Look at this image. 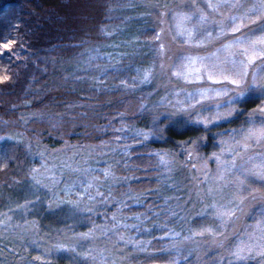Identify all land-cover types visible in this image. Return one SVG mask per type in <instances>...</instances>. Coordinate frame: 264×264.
<instances>
[{"label":"trees","instance_id":"1","mask_svg":"<svg viewBox=\"0 0 264 264\" xmlns=\"http://www.w3.org/2000/svg\"><path fill=\"white\" fill-rule=\"evenodd\" d=\"M125 2L0 0V8L3 9L0 11V43L16 40L13 51L20 57L16 59L13 56L10 60L8 55L0 56V75L4 74V68H8L7 74L12 77L0 84V137H16L0 141V149L7 151L8 157L12 158H5L8 167L0 171V207L7 202L8 196L17 195L21 189L27 188L30 181L27 178L28 167L39 162V157L31 159V154L45 149L46 156L55 155L57 151H86L109 143L111 148L105 156L119 176L117 197L130 198L129 203L140 202L139 206L128 208V215L137 213L145 216L148 226L153 225L154 230L158 223L170 218L168 222L171 221L174 230L187 235L191 226L186 216H192L195 222L200 220L197 219L200 203L192 207L195 196L189 202L186 199L192 180L187 168H179L173 178L161 173L158 157L153 155L160 149V140L147 142L127 137L114 143L121 134L115 131L120 126H141L149 119V114L139 112L141 101L147 100L146 104L152 105L161 96L158 91H153L152 96L145 97L155 87L154 83L140 81L139 85L135 84L139 81L136 67L150 68L154 63L150 43L139 42L146 52L142 53L141 48L137 50L130 45L125 47L123 43H115L118 42V31L105 35L109 26L118 30L127 19L139 14L135 15L126 8ZM152 23L148 15L143 25L150 34H155ZM115 46L120 50L126 49L128 54L118 59L115 58L116 53L108 54L114 53ZM93 51L103 58L92 56ZM240 120L237 116L215 129H207V132L188 126L179 134L168 132L166 139L172 143L174 139L184 141L206 136L204 149L209 151L219 137L232 134L237 123L240 124L237 129L244 128L246 124L242 125ZM28 143L32 145L31 153L26 148ZM95 154L94 151L87 154L90 166L101 165L103 162H98L106 159ZM177 202L183 210L172 215ZM184 213L186 216L183 218ZM164 241L158 238L151 251L131 254L129 260L144 261V264L161 263L163 257H167L166 252L159 250ZM11 243L0 239V251L10 253ZM20 257L23 258L22 253L17 259L0 253V260L9 263ZM60 261L58 259L56 264Z\"/></svg>","mask_w":264,"mask_h":264},{"label":"snow or ice","instance_id":"2","mask_svg":"<svg viewBox=\"0 0 264 264\" xmlns=\"http://www.w3.org/2000/svg\"><path fill=\"white\" fill-rule=\"evenodd\" d=\"M154 7L161 18V25L166 23L165 18L172 22L175 32L172 40L178 39L186 49L172 63L166 64L162 59L159 64L160 74L167 76L169 80L175 78L184 84L197 85L193 91L181 88L175 92L176 97H180L183 93L184 98L176 100V104L180 107L176 112L166 115L164 119L181 126L192 124L208 129L210 125L220 121H229L237 116L246 117V127L238 130L239 139L236 135L230 136L227 140L221 139L218 143L219 151L212 152L210 157H197L204 160L201 168L196 169V165H192L202 173V176L193 178L196 181V188L199 189L196 195L201 198V202L204 195L213 198L211 204L205 205L204 211L211 209V215L219 222V231L211 227H202L199 230L190 228V235L184 236L183 239L194 240L195 237H203L207 234L212 237L211 245L223 250L235 262L259 258V264H264V0H251V2L250 0H188L179 9H170L167 5L162 7L154 5ZM0 11L3 9L0 8ZM251 25L256 27H250ZM164 32L165 29L161 27L159 31H155L152 38L158 44L156 51L162 58L166 52V45L162 40ZM16 44L17 41L14 39L0 43V56L8 55L10 60L13 56L19 59L20 57L13 51ZM154 68L155 65L151 69L144 70L141 83L150 82ZM3 72L4 74L0 75V84L12 79L7 74L8 68H4ZM122 83L127 84L126 81ZM205 84L209 86H203ZM206 101L217 102L206 105ZM249 104H256V107L248 110ZM205 112L209 114L205 115ZM177 114H180L181 118L172 121V117ZM160 123L164 121L161 120ZM153 125V131H139L138 135L147 140L157 132H163L155 119ZM236 131L233 130L234 133ZM14 139H16L14 136L0 137V141ZM206 139V136H201L199 142ZM197 147V140H188L182 144L189 160ZM26 148L31 153V143H28ZM39 148L40 144L37 142V149ZM46 152L47 149L38 150L33 155V159L36 156L40 158V167H30L27 173V178L32 182L31 186L35 192L38 193L43 188L55 196L54 189L61 183H64L62 191L68 196H71L77 188L81 189L75 192L77 200H60L59 197H55V200L50 202V206L52 202H57V206L60 203H67L72 206L70 211L75 216L82 211L79 201L85 196L89 201L96 200L97 197L103 200L104 193L96 187L99 177L93 175L91 179L79 182L71 178L64 181L62 172L59 177L56 175L58 166L56 164L49 166ZM153 155L171 171L170 166L175 161L167 159L170 155L168 152H155ZM6 157L12 159L8 157L7 151L0 149V161H4L0 163V171L8 167ZM209 160L215 164L214 171L208 166ZM64 168L73 172L92 171L72 168L70 164H64ZM101 174L106 179L110 176L115 179L110 170H101ZM202 184H207V188H201ZM227 188L232 189L229 196L224 194ZM91 189H95V195L92 194ZM216 197H219V201L226 202H218ZM39 198L37 196V199ZM26 203H34V201ZM257 206L259 218L256 219L255 224H242L244 217L254 218L253 209ZM84 210L91 212L93 209L87 207ZM9 211L12 209L9 208ZM172 215L176 213L173 212ZM0 216L5 217L0 220V227H10L8 222L11 221V217L6 213H0ZM110 220L113 222L111 227L93 222L88 231L74 233L70 238L75 241L74 243L58 241L52 244L50 248L43 250L45 256L66 253L68 264H115V260L105 255V252L110 251L109 249L96 247V242L102 238L112 240L109 233L116 237L113 248L123 242L133 243L141 251L146 250L143 247L144 241L126 239L123 232L119 231L126 229L127 225L117 223L115 214ZM25 224L30 226L28 230L35 229L34 234L38 235L39 229L35 222L25 221ZM15 227L21 226L15 225ZM69 230L74 231L71 228ZM176 235L180 234L176 233ZM33 243L40 247L38 241L34 240ZM147 243L150 244L151 241ZM172 248L179 251L175 243ZM169 250L160 249L161 252ZM34 260L41 261L42 264H51L40 255L34 257ZM233 260L227 261V264H233ZM166 264H179V262L178 259L173 258L167 260ZM217 264H224L223 258Z\"/></svg>","mask_w":264,"mask_h":264},{"label":"rangeland","instance_id":"3","mask_svg":"<svg viewBox=\"0 0 264 264\" xmlns=\"http://www.w3.org/2000/svg\"><path fill=\"white\" fill-rule=\"evenodd\" d=\"M187 2L188 0H126L124 4L125 7L130 9V11L135 15H137L138 13L139 14L135 17L130 18V20L127 19L125 23L120 25L118 30L114 29L113 26H109L108 28H106L105 35H108L106 33L112 34L113 31H118V42L116 41L115 43H123V46L125 47L130 45L131 47H136L138 50L142 46V44L140 45L139 42L146 41L150 43L154 53V63L150 65V68L148 66L145 69H141L142 67H140V65L136 67L135 73L137 74L139 81H136L135 84H140L139 82L142 79L144 70L151 69L155 65V68L153 70V77L149 82L151 84L154 83L155 87L150 90V92L145 97L148 98L152 96L153 91H158V93L161 94L160 100L152 105H147V100L141 101L138 107L139 112L149 114V119L145 120L146 122H144L141 126H120L119 129L121 130V134L117 136V138L119 137V139L116 138V140L118 141H114V143L117 144L119 143V141H122L127 137H133L136 139L138 138L139 140H144L143 137L138 135V132L153 131V121L155 119L159 127L163 129V132H157L156 134L150 136L149 139L144 141L149 142L160 140V145H158L160 149H157V152H168L170 155L167 157V159H174L175 161L174 164L170 166L171 171H169L168 168H166L160 163V160L158 158L161 173H163L165 177L173 178L174 173L179 168H187V170L190 172L189 177L192 179L189 183L191 184V186L188 189V197L186 198L187 202H189L190 198L195 196V199H193L192 207L195 206V203H200V213L198 214L199 218H197L198 220L200 219L199 222H195L192 216H186L185 213L183 215V218L185 216L187 217L186 220L192 229L199 230L202 227H211L214 230L219 231V222L216 221L211 215V209H208V211H204L205 205L211 204L213 202V198L204 195L203 202H201V198L197 197L196 195V192L199 189L196 188V181L193 178L202 176V173L198 172L196 169L201 168L204 163L203 159H197V157H210L212 152L219 151L218 143L221 139L227 140L232 135H236L237 139H239V132L237 131L236 133H234L231 130L233 132L232 134L219 137L217 143H214L212 149L209 151H205L204 149V145H206V140H204L203 142H199V139L193 138H188L184 141L174 139V142L169 143L166 139L169 136L168 132H177L179 134L183 131L185 127L188 126L200 128V131L203 132L206 130L207 132V129H203L200 125L188 124L186 126H181L164 119L166 115H170L176 112L177 109L180 107L176 104V100L184 98L183 93H181L180 97H176L175 92L181 88L186 89L187 91H193L197 87V85L184 84L182 81L176 80L175 78L169 80L167 76H163L160 74L159 64L161 63L162 59L163 62H165L166 64L172 63L176 59V57L179 56L182 52L186 51V49L180 44L178 39L175 41L172 40V36L175 35V32L173 30V25L170 19L165 18L166 23L161 25V18L159 17L154 5H160L161 7L163 5H167L170 9H179ZM148 15L151 16L153 20V28H155L156 31H159L161 27L165 29L162 40L166 45V52L163 58L156 51L158 44L152 39L155 34H150V32L145 29L143 25L144 21L148 19ZM250 27L255 28L256 25H251ZM141 28L144 29L137 32L134 36H131L133 35V33H135L137 30H140ZM116 47L117 46L113 47L115 48L113 50L114 53L108 54L116 53V59L128 54L126 49L120 50ZM141 52L146 53L143 48H141ZM92 56L103 58V56L100 53H97V51H93ZM133 78L131 80L132 84L134 81ZM147 83L148 82H146V84ZM203 86L207 87L209 85L205 84ZM216 102L217 101H206V105H211ZM254 107L256 106H247L248 110H251V108ZM159 108H161L162 110ZM204 114L208 115L209 113L205 112ZM239 117L241 118L240 123L244 125L246 117ZM180 118L181 115L177 114L176 116L172 117V121L178 120ZM234 118H232L231 120H233ZM161 120H163L164 123H160ZM229 121H220L215 125H210L208 129H215L221 124ZM165 125H167V127H165ZM239 125L240 124L238 123L236 124L235 130L241 128L240 127L237 129ZM244 127H246V125H244ZM188 140L198 141L197 150L193 154L191 160H189L187 154L182 148L183 142ZM101 145H97L98 147L96 146V148L91 150L88 149L86 151L72 152L57 151L55 155L53 154L46 156L50 167L52 166V164H56L58 166L56 169V175L59 177L62 172L64 181H67L69 178L77 182L86 181L91 179L93 175L100 178L99 182L96 184V187L99 188V191L104 193L103 200L97 197L96 200L89 201L85 196L84 199L79 201L80 208L82 209V211L78 212L75 216H73L70 211L72 206L67 203H60L59 206H57V202H52L50 206V202L54 201L55 197H59L60 200H77L75 192L81 191V189L77 188L71 196H68L62 191V189L64 188V183L57 185V187L54 189L55 196L53 194H50L46 189L43 188H41L40 191L36 193L35 189L31 186V181L28 182L27 188L21 189L17 195L13 194L14 196H8L7 202L0 207V213H6L8 216L11 217V221L8 222L10 227H0V239L12 242V247L10 253H5L3 251H0V253L8 258L15 259H17L19 257V254L22 253L23 258L20 257L18 260H14V262L12 263H9L5 260H0V264H42L41 261L34 260V257H36L37 255L44 257V259L50 261L51 264H56L58 259L61 260L60 264H68L66 253H53L51 256H45L43 250L45 248H50L52 244H55L58 241L65 243H74L75 241L70 239L74 236V233L88 231V228L93 222L95 224L107 225L111 227L113 222L110 220V217L113 214H115L117 217V223L127 225L126 229H119V231L123 232L126 239L144 241L145 243L143 247L146 249L145 251H141L140 248H138L135 244H125L123 242L119 243L116 248H113V244L116 243V237L112 235V233H109V235L112 236V240L109 241L106 238H102L101 240L96 242V247L100 249H109L110 251L105 252V255L109 256L110 259L115 260V264H144V261L141 262L134 261L132 259L129 260L128 256L131 254H143L147 253L148 251H151L153 248L152 245L154 241L158 240V238L160 240H165L164 242H162V245L159 250L162 248L170 250L164 251L166 252L167 257H163V261L161 263L156 264H166L167 260H171L173 258L178 259L179 264H217V262H219L221 258H223L224 264H227V261L233 260V258L228 256V254L223 252V250L214 248L211 245L212 237L207 234L203 237H195L194 240L185 241L183 237L190 235V233L184 235L180 230L179 231L181 233L175 231L171 221L168 222L170 218L166 219L164 222L162 221L158 223L159 226L154 230V228L152 227L153 225L148 226V222H146L145 220L147 218H145V216L137 213L128 215V208L131 207V205L139 206L140 202L132 201L131 203H129L130 198L125 197L119 199L117 197L118 191H116V186L119 182V176L117 175L112 164L108 160V157L105 156L107 155L105 153L111 148V144L103 143V145ZM122 145L125 146V143L122 142ZM80 150L83 149L80 148ZM93 151L96 154L103 155L102 157H106V159H103V161L98 162H103L101 164L103 166L89 165L88 161L90 156L87 154L88 152L91 153ZM32 158L33 154H31V159ZM64 164H70L72 168H78L81 170L90 169L92 171L73 172L67 168H64ZM193 164L196 165V169L192 167ZM208 166L213 171L215 170V164L211 160L208 161ZM31 167H40V158L39 162L37 164H31ZM101 170H110L111 173L114 174L115 179H113L111 176L106 179L101 174ZM200 187L206 189L207 184H202L200 185ZM90 191L93 195H95V189H91ZM231 192L232 189L227 188L225 189L224 194L225 196H229ZM37 196H39L40 198L37 199ZM216 199L218 202H226L219 201V197H216ZM168 200L169 199H167V201ZM27 201H34V203H26ZM177 203V206L174 209V212L176 214L180 210H183V207L180 208V203ZM21 205H23L24 207H20ZM87 207H91L93 210L91 212L84 210ZM9 208H11L12 211H9ZM253 212L255 213L254 218L244 217L241 223L255 224L256 219L259 218V207L257 206L255 209H253ZM106 217L109 219H106ZM137 217H139V219H137ZM3 219H5V217L0 216V220ZM25 221L36 223L39 229L38 235L34 234L35 229L28 230L30 226L26 225ZM15 225H20L21 227H15ZM133 225H136V227H132ZM161 225H163L164 227H160ZM70 228L74 231H70ZM229 232H231V229H229ZM169 233H171V235H169ZM176 233H179L180 235L177 236ZM233 239L235 240V237ZM34 240L39 242L40 247H37V245L33 243ZM148 241H151V243H147ZM174 243L178 246L179 251H177L176 248H172V245ZM189 252L191 254H189ZM185 257H187V259H185ZM233 264H259V258H250L245 262H235L233 260Z\"/></svg>","mask_w":264,"mask_h":264}]
</instances>
